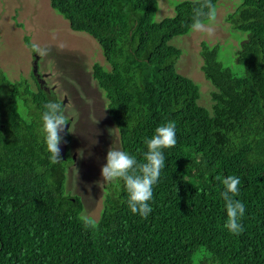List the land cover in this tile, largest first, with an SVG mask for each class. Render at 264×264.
Here are the masks:
<instances>
[{
    "label": "trees",
    "instance_id": "obj_1",
    "mask_svg": "<svg viewBox=\"0 0 264 264\" xmlns=\"http://www.w3.org/2000/svg\"><path fill=\"white\" fill-rule=\"evenodd\" d=\"M235 1L224 20L236 45L200 44L212 87L205 107L200 86L176 70L181 50L169 44L192 30L198 0L178 2L160 21L157 0H49L101 48L107 69L94 63L91 74L120 150L142 162L145 139L171 121L177 142L163 150L147 219L131 213L116 180L105 187L98 227L85 229L81 200L65 192L74 159L67 150L51 163L41 133L44 104L60 101L0 72V264H264V0ZM229 175L241 181L240 235L225 228L221 180Z\"/></svg>",
    "mask_w": 264,
    "mask_h": 264
},
{
    "label": "rangeland",
    "instance_id": "obj_2",
    "mask_svg": "<svg viewBox=\"0 0 264 264\" xmlns=\"http://www.w3.org/2000/svg\"><path fill=\"white\" fill-rule=\"evenodd\" d=\"M182 1L185 0H157L154 20L172 17L176 4ZM217 4L213 36L191 30L169 41L181 50L177 72L200 86L199 104L205 107L211 104L212 87L200 70L201 42L231 44V48L238 42L224 20L237 2L218 0ZM53 33L56 39L52 38ZM33 42L49 49L43 57L35 53L37 71L44 76L41 80L45 86L54 88L57 100L65 99V114L72 119L69 153L74 155V163L66 171L65 192L70 197H79L82 213L97 220L106 195L105 187L110 184L102 180L101 168L106 164L109 148L120 150L117 130L107 114L106 99L91 74L94 63L105 69L107 64L98 43L88 34L73 32L67 20L51 9L49 0H0V72L8 80L32 82L34 52L25 45ZM227 51L230 55L231 49ZM23 107L19 106L21 110Z\"/></svg>",
    "mask_w": 264,
    "mask_h": 264
},
{
    "label": "clouds",
    "instance_id": "obj_3",
    "mask_svg": "<svg viewBox=\"0 0 264 264\" xmlns=\"http://www.w3.org/2000/svg\"><path fill=\"white\" fill-rule=\"evenodd\" d=\"M198 3L199 6L193 9L191 29L195 32L213 36L215 34L213 23L217 15L216 6L212 3V0H198ZM52 38L56 39L55 33H53ZM29 46L32 52L38 56L48 55L49 49L46 47H41L34 42L25 45V47ZM43 108L41 133L46 149L50 153L51 163L59 164L63 162L60 145L64 137L61 133L65 132L66 126L70 122L65 114L66 108L60 102L48 101ZM69 130L70 128L66 130V133L67 131L70 133ZM176 142V124L171 121L158 126L154 135L145 139L144 143L147 146V151L144 153L142 162H138L136 157L128 152L113 147L107 151L106 164L101 168L102 180L104 182L116 180L124 182L128 194L127 205L132 214L147 219L152 212L149 202L153 198V187L157 184L161 171L165 167L163 150L175 147ZM218 179L220 178L218 177ZM221 183L224 186V191L220 195L224 201L227 214L225 228L232 234L240 235L245 230L241 223L245 214V205L235 199L239 195L240 178L229 175L223 178ZM8 212H12L11 206H9ZM80 219L85 229L95 230L98 227L97 221L90 215L82 213Z\"/></svg>",
    "mask_w": 264,
    "mask_h": 264
},
{
    "label": "flooded vegetation",
    "instance_id": "obj_4",
    "mask_svg": "<svg viewBox=\"0 0 264 264\" xmlns=\"http://www.w3.org/2000/svg\"><path fill=\"white\" fill-rule=\"evenodd\" d=\"M34 54V63H33V65L36 63L37 64V61L35 60V56H37L35 53H33ZM38 57V56H37ZM37 60H38V58H37ZM38 72V71H37ZM30 76V75H29ZM44 78V76L42 75V74H40L39 72L38 73H35V74H33L32 73V70H31V79H32V82H31V84H34V85H37L38 87H40L41 89H44V90H46V92L47 93H50V92H52L53 93V90H54V88L53 87H51V88H47L46 86H45V83H44V81H42L41 79H43ZM55 95V94H54ZM64 100V99H63ZM62 100V101H63ZM62 101H60V103L62 104ZM69 119V122L71 123V118H68ZM70 123H69V125H68V127H67V129L68 128H70ZM70 131V130H69ZM65 138H66V145H67V147H66V151L67 150H69V144H70V139H71V133H69L68 131H67V133H66V136H65ZM70 152V151H69ZM70 156H72V155H70ZM73 157V156H72ZM74 159V158H73Z\"/></svg>",
    "mask_w": 264,
    "mask_h": 264
},
{
    "label": "water",
    "instance_id": "obj_5",
    "mask_svg": "<svg viewBox=\"0 0 264 264\" xmlns=\"http://www.w3.org/2000/svg\"><path fill=\"white\" fill-rule=\"evenodd\" d=\"M35 73H37V65H36V64H35V66L33 67V74H35ZM62 104H64V101H63ZM67 127H68V126H66L65 132H64V133H61V135L64 137V140H63V142H62L61 145H60L61 156H62V157H63V156L65 155V153H66V147H67V145H66L65 135H66ZM73 158H74V155H73Z\"/></svg>",
    "mask_w": 264,
    "mask_h": 264
}]
</instances>
